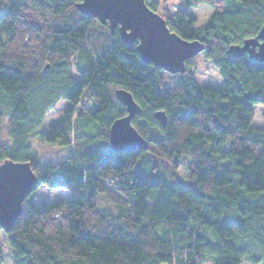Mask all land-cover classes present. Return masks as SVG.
Returning a JSON list of instances; mask_svg holds the SVG:
<instances>
[{"label":"trees","instance_id":"16d2710c","mask_svg":"<svg viewBox=\"0 0 264 264\" xmlns=\"http://www.w3.org/2000/svg\"><path fill=\"white\" fill-rule=\"evenodd\" d=\"M81 1L0 0V134L12 140L0 142V162L30 161L38 185L71 195L28 194L14 225H0V264H264V124H254L264 61L228 51L258 34L264 0H208L215 10L199 26L189 8L201 0L161 12L165 0H145L171 31L204 43L220 88L199 83L193 58L168 87L137 42L83 14ZM118 88L141 107L132 122L147 149L110 146L112 122L127 114ZM62 100L40 140L73 152L39 164L29 137Z\"/></svg>","mask_w":264,"mask_h":264},{"label":"water","instance_id":"95a60500","mask_svg":"<svg viewBox=\"0 0 264 264\" xmlns=\"http://www.w3.org/2000/svg\"><path fill=\"white\" fill-rule=\"evenodd\" d=\"M77 7L83 14L108 24L112 31L118 27L126 45L137 42L136 49L144 62L170 73H184L186 61L205 49L201 40L185 39L171 31L165 18L151 9L145 0H83ZM228 51L235 56L247 53L251 59L264 61V25L256 36L230 45ZM115 95L126 106L127 114L116 118L109 128L111 148L117 152L147 149L149 140L132 122L141 111L140 105L124 88L116 89ZM155 117L166 124L165 111H156ZM38 183L39 178L30 161L6 159L0 162V225L4 229L14 225L24 198Z\"/></svg>","mask_w":264,"mask_h":264},{"label":"rangeland","instance_id":"374dc122","mask_svg":"<svg viewBox=\"0 0 264 264\" xmlns=\"http://www.w3.org/2000/svg\"><path fill=\"white\" fill-rule=\"evenodd\" d=\"M162 6L174 8L175 6L186 7V4L184 0H165L161 2L159 12H161ZM189 9L197 17L198 26L204 24L215 10L214 7L209 4L208 0H201L196 6H193ZM193 60L194 62L192 63V65H194L195 67V75L200 84L215 88H220L222 86L223 80L219 75L218 69L210 61L206 60L204 51L199 53L195 58H193ZM164 74L166 78V85L168 87H172L178 83L182 73H170L165 70ZM68 105L69 103L66 100H62L61 102H59L54 109L48 112L44 124L29 137L31 143L36 149V158H38L39 164H43L48 161L59 160L62 157L73 152L72 146H61L58 143L50 145L40 140L41 134L45 131H48L50 126L55 124L59 120ZM262 112L263 106L257 105L255 107V125L264 124ZM0 142L12 144V140L9 138L5 127H3L1 131ZM180 170L182 174L187 175V171L184 167L180 166ZM70 197L71 195L69 191L62 187H49L45 184H40L36 187L37 202L41 200H69ZM244 242L249 245L253 250L255 249L252 244L247 243V239H244ZM206 264L213 263L208 262Z\"/></svg>","mask_w":264,"mask_h":264},{"label":"snow or ice","instance_id":"6c2138e0","mask_svg":"<svg viewBox=\"0 0 264 264\" xmlns=\"http://www.w3.org/2000/svg\"><path fill=\"white\" fill-rule=\"evenodd\" d=\"M82 2H83V0H82Z\"/></svg>","mask_w":264,"mask_h":264}]
</instances>
